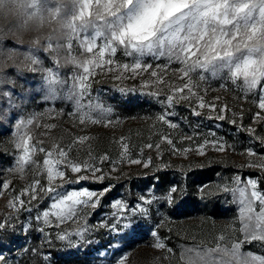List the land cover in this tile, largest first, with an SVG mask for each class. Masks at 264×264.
Masks as SVG:
<instances>
[{
  "label": "rangeland",
  "instance_id": "374dc122",
  "mask_svg": "<svg viewBox=\"0 0 264 264\" xmlns=\"http://www.w3.org/2000/svg\"><path fill=\"white\" fill-rule=\"evenodd\" d=\"M44 2L48 3L49 0ZM72 44L71 54L79 57L82 49H79L75 40ZM60 55L63 57L66 53L61 50ZM38 56L43 61V67H53L65 79L70 80L74 72L82 71L71 63L65 64L63 60L62 66L55 65L50 53L40 51ZM115 59L127 61L120 52ZM147 62L153 63V68L134 78L130 73H123L125 78L116 80V73L107 72V66L103 70L96 69V75L90 77L91 97L98 98L105 107L111 108L108 117L112 121L110 124H81L74 115L73 102L67 100L63 94L55 100H45L42 91L43 73L36 72L18 78L14 85L0 84V113L7 114L6 119H0V181H11L9 189L2 190L0 194V213L11 212L15 217L11 221L13 227L0 231V241L3 242L0 246L3 260L0 264H115L121 251L129 253L126 264H134L135 259L148 258L151 264H184L181 253L185 248L196 245L215 246L217 237L221 234L225 236L222 243L229 246L231 241L242 239L243 234L239 232V205L231 193L220 192L216 186L224 183L234 186L232 178L239 175L242 184L248 178L257 179L259 190L264 192V168L247 167L250 162L264 164V160L260 159L264 157V145L261 143V138H264V119H255L257 112L264 117V110H260L253 103L254 99H258L259 89L245 98L231 81L214 78L210 72L203 73L205 79L200 81V73L197 72L193 74V80L199 85L196 91L203 97L205 107L199 108L196 97L179 100L168 106L161 101L170 94L166 86L168 82L183 83L174 73L180 65L173 63L167 69H156L157 64L165 65L167 61L163 58L152 61L149 57ZM152 70L159 71L165 77L166 84L142 88L144 81L153 80L149 75ZM221 84L225 87L222 88ZM120 87L126 91L120 92ZM149 91H160V95H147ZM5 92H11V98L6 97ZM9 99L12 100V105H9ZM209 105H215V111ZM224 105L227 106L223 112L225 119L218 120L215 117ZM193 109L200 111L201 115H194ZM165 111L174 113L168 119L178 125L176 128L157 120ZM34 113L38 114V119L29 126V135L33 137L30 144L35 146L33 159L40 167L29 165L23 174L9 173L5 169L13 165L14 157L20 154L15 146L14 125L19 119H26ZM233 113L236 115L233 116ZM210 115L212 119H208ZM232 119L236 120V124L229 122ZM47 124H54L55 127L46 128ZM249 127L255 129L254 135L244 130ZM210 133H215V137ZM164 135L169 136L173 145L162 140ZM80 137L87 139L81 142ZM122 137L125 138L123 142L127 143L131 157L141 158V164H130L125 159L113 167V162L120 159ZM215 138L227 141L224 151L215 150L210 143L204 148L205 154L199 155L197 148L203 140L212 141ZM148 143L153 144V148L145 147ZM157 144L160 146L159 150L155 147ZM54 145L64 150L71 146L69 158L79 162L89 159L91 155L92 162L101 169L96 175H105L103 182L89 179L69 184L68 180H76L80 174L91 176V173L75 174L66 170L62 190H79L83 187L102 190L109 185L113 186L101 198L96 209H84L88 231L82 239L71 237V242L56 239V233L72 232L80 226L79 222L68 221L59 227L54 222L49 227L33 219L38 211L47 210L50 205V197L45 194L41 193V196H45L42 201L39 198L31 201L30 211L21 208L19 212H14L7 207L10 193L18 194L37 178L42 184H46L43 176H35L34 173L42 171L43 160L47 158L46 152L52 151ZM173 146L175 149L192 150L187 153L176 152ZM41 148L45 151L41 152ZM249 148L256 153L255 156L249 157L246 154ZM105 155L109 159L100 162V158ZM148 157L152 158V163L144 168L143 163ZM164 164L169 167L162 168L160 172L154 171V166ZM154 176L161 177V181L158 183ZM170 182H176L178 187H186L185 194L177 196L171 205L154 201L150 206V216L137 215L132 218L133 223L143 225L145 233L158 232L159 237L166 243L165 249L153 247L155 239L150 235H130L129 229L123 227L128 222L126 219L121 218L116 230H111L110 226L117 219L112 215L116 210L111 207V203L120 199L131 208L142 203L138 199L141 195L146 198L160 196L161 186ZM60 183L58 179L57 184ZM202 187L203 194L200 192ZM209 192L211 195L207 194ZM121 215L123 217L127 213ZM3 218L0 215V219ZM105 224L109 227H104ZM41 226L45 227L44 233L37 231ZM167 248H171L172 252H168ZM242 251L264 255V242H246ZM45 255L50 259L44 260Z\"/></svg>",
  "mask_w": 264,
  "mask_h": 264
},
{
  "label": "snow or ice",
  "instance_id": "6c2138e0",
  "mask_svg": "<svg viewBox=\"0 0 264 264\" xmlns=\"http://www.w3.org/2000/svg\"><path fill=\"white\" fill-rule=\"evenodd\" d=\"M43 5V9L40 5ZM56 8L67 20L68 38L66 43L53 44L48 41V51L52 54L53 62L57 66L71 63L80 72H74L69 79L63 78L53 67H43V61L39 56L35 57L36 72L43 73V95L45 100H55L58 96H63L74 104V115L79 122L84 124L90 122L93 124H110L108 119L111 113L110 107L99 102L98 98L91 97L90 77L96 75V69L103 70L107 66V72H115L116 80L124 79L123 73H130L131 77L141 75L153 68V63L147 62V58L152 61L165 59V65H156V69H167L171 64L180 65L174 70L177 79L183 81L182 84H166L165 77L157 70H152L149 75L153 80L144 81L142 88H150L155 85L166 84L170 94L161 101L168 106H172L179 100H190L196 97L199 101V108H204L203 97L198 95L196 89L199 85L194 82L193 74L199 72L198 79H205L203 73L210 72L214 78H225L231 81L246 98L249 94L255 93L259 89L258 99L253 103L260 110H264V0H38L37 11H52ZM73 40L78 43L79 49H82L78 57L72 55ZM66 53L61 57V49ZM122 53L127 58L126 62L116 60L117 53ZM90 54V55H89ZM35 72V73H36ZM14 85V82L7 83ZM224 88L225 85L221 84ZM185 90L187 92L185 93ZM120 92H125L123 87ZM134 91V89H133ZM147 95L159 97L160 91H149ZM6 97L11 98V92H5ZM219 99V98H217ZM9 105L12 100L9 99ZM215 111V105H209ZM226 105L221 107V111L216 115V119L224 120V110ZM193 114L200 116L201 112L193 109ZM6 112L0 113V119H6ZM174 115L173 112L165 111L157 117V120L163 122L171 128L178 125L171 122L168 117ZM236 113H233L235 116ZM210 115L208 119H212ZM38 119V114H31L26 119H19L15 127L16 148L20 154L14 157L13 165L8 166L5 171L9 173L23 174L29 165L39 168L40 165L33 159L34 145L30 144L33 137L29 135V126L33 125ZM255 119H264L260 112L255 114ZM236 124V120L229 121ZM46 128H54V124L45 125ZM242 127V126H241ZM250 135H254V128L244 129ZM215 137V133H210ZM86 137H80L83 142ZM125 138H121L120 159L113 162V167L125 161L130 164H141V158H132L129 153ZM190 139V137H189ZM162 140L169 145L173 141L169 136H162ZM217 151H224L227 141L222 138H215L212 141L204 139L198 146L199 155H204V148L209 144ZM264 145V138H261ZM231 147L230 145H228ZM145 147L151 149L153 144L148 143ZM159 150V144L155 145ZM174 148V146H173ZM191 148L175 149L176 152L187 153ZM41 152L45 150L40 149ZM68 150L53 146L52 151L46 152L43 160L42 171L35 172V176H43L46 184H42L40 179H34L26 185L16 195H11L7 207L14 212H19L21 208L30 211L31 201L38 198L42 201L45 196L50 197V205L47 210L38 211L33 217L35 221L44 226L59 227L61 224L72 221L79 222V227L72 232L61 231L56 233V239L71 242V237L83 238L88 231L87 218L84 209H96L101 202V198L111 190L113 186L109 185L102 190H90L83 187L79 190H62L66 170L71 173L79 174L90 172L91 176L80 174L76 180H68L67 183L75 184L79 181L94 179L103 182L105 175H96L101 169L92 162L91 155L89 159L79 162L69 158ZM249 157L256 153L251 149L246 150ZM142 157V150L140 152ZM109 159L107 155L100 158V162ZM264 160V157H260ZM152 163V158L148 157L143 163L144 168H148ZM169 165L164 164L154 166L155 172H160L162 168ZM247 167H261L264 164L256 165L251 162ZM158 183L161 177L154 176ZM61 183L57 184V180ZM11 181H0V194L2 190L9 189ZM234 186L227 183L218 184L217 190L223 193H231L235 202L239 205L238 215L241 227L239 232L243 234L242 239L233 240L229 244H223L225 236L223 234L217 237V243L212 247H201L199 245L185 248L181 253V259L184 264H264V255L254 254L252 251H242L243 245L252 241L264 242V192L258 188V180L248 178L242 184L241 177L235 175L232 178ZM206 187V186H205ZM162 194L160 196L152 195L146 198L144 195L138 197L142 203H137L129 208V205L123 200L117 199L111 203L115 209L112 213L117 219L110 226L115 231L121 218L128 222L123 227L129 229V234L133 236H148L155 239L153 247L156 249H165L166 243L162 240L158 232L149 231L145 233L143 225L133 223L132 218L139 215L148 217L151 215L150 206L154 201L162 202L167 205L174 203L177 196H183L186 187L177 185L176 182H170L161 186ZM204 193V187L200 189ZM211 195V192L207 193ZM22 197H26L22 198ZM257 203L259 211H257ZM38 208V205L36 206ZM127 213L122 217L121 214ZM4 218L0 219V231L6 227H13L11 221L15 218L12 213H0ZM54 218V220H53ZM167 219V218H165ZM37 229L40 233L45 232V227ZM104 227H109L105 224ZM23 231V228L21 229ZM51 242V241H49ZM0 241V246H2ZM172 252L171 248H167ZM129 253L121 251L115 264H126ZM44 260L50 257L45 255ZM3 260L0 253V261Z\"/></svg>",
  "mask_w": 264,
  "mask_h": 264
},
{
  "label": "clouds",
  "instance_id": "9594fccd",
  "mask_svg": "<svg viewBox=\"0 0 264 264\" xmlns=\"http://www.w3.org/2000/svg\"><path fill=\"white\" fill-rule=\"evenodd\" d=\"M37 5L38 0H0V84L35 73L38 50L47 52L49 40L63 46L68 38L66 18L55 7L37 11ZM142 261L151 264L150 258L135 259L134 264Z\"/></svg>",
  "mask_w": 264,
  "mask_h": 264
},
{
  "label": "trees",
  "instance_id": "16d2710c",
  "mask_svg": "<svg viewBox=\"0 0 264 264\" xmlns=\"http://www.w3.org/2000/svg\"><path fill=\"white\" fill-rule=\"evenodd\" d=\"M93 187V186H92Z\"/></svg>",
  "mask_w": 264,
  "mask_h": 264
}]
</instances>
